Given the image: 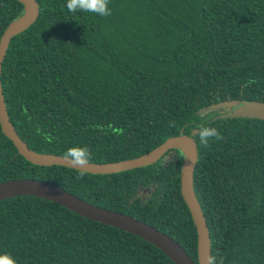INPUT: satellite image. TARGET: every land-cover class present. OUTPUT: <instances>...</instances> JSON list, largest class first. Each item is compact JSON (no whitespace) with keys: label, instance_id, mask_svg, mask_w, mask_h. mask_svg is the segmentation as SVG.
Returning <instances> with one entry per match:
<instances>
[{"label":"trees","instance_id":"16d2710c","mask_svg":"<svg viewBox=\"0 0 264 264\" xmlns=\"http://www.w3.org/2000/svg\"><path fill=\"white\" fill-rule=\"evenodd\" d=\"M37 1L39 16L12 39L1 74L10 120L29 148L63 156L87 146L89 162L111 163L202 125L216 128L223 139L208 147L195 137L194 190L211 255L264 264V120L233 115L264 103V0H110L104 17L72 13L67 0ZM23 13L18 0H0V39ZM222 102L234 105L202 114ZM183 163L173 150L144 168L78 178V170L27 161L0 124V183L56 184L153 225L199 264ZM5 253L16 264H174L136 235L33 196L0 202Z\"/></svg>","mask_w":264,"mask_h":264},{"label":"water","instance_id":"95a60500","mask_svg":"<svg viewBox=\"0 0 264 264\" xmlns=\"http://www.w3.org/2000/svg\"><path fill=\"white\" fill-rule=\"evenodd\" d=\"M18 1L24 5V13L7 26L0 39V124L3 133L14 143L19 154L34 165L44 167L62 166L78 171L84 170L86 173L94 175H110L144 168L157 163L170 151L180 150L184 155V163L180 174L181 194L196 226L198 262L199 264H208L209 257H212L211 238L204 212L194 190V172L199 157L198 145L195 140L198 129L192 130L190 135L181 134L170 137L152 151L139 157L111 163L89 162L90 165L85 166L83 169H80L79 166L73 168L61 155L44 154L31 150L20 137L7 111L1 74L3 62L12 39L29 29L36 22L40 6L37 0ZM233 105L231 102H222L212 105L211 108L231 109ZM234 116L264 120V103L254 102L241 106ZM20 196H33L52 201L82 217L136 235L164 252L174 264H196L181 244L153 225L132 216L91 204L51 182L25 178L0 183V202Z\"/></svg>","mask_w":264,"mask_h":264},{"label":"clouds","instance_id":"9594fccd","mask_svg":"<svg viewBox=\"0 0 264 264\" xmlns=\"http://www.w3.org/2000/svg\"><path fill=\"white\" fill-rule=\"evenodd\" d=\"M110 0H67L66 7L72 12H84V13H93L98 16H110L111 10L108 5ZM198 137L200 143L204 147L209 146V142L213 139L219 141L223 139L222 134L213 127L200 126L198 129ZM48 142H51V137H45ZM65 161L73 168L79 166L80 169H83L85 166L90 165L89 161L91 159V152L87 146H74L64 152L63 157ZM80 171V177L83 178L84 170ZM0 264H16V260L8 253L0 255ZM208 264H224L223 259L217 260L216 257H209Z\"/></svg>","mask_w":264,"mask_h":264},{"label":"rangeland","instance_id":"374dc122","mask_svg":"<svg viewBox=\"0 0 264 264\" xmlns=\"http://www.w3.org/2000/svg\"><path fill=\"white\" fill-rule=\"evenodd\" d=\"M212 110H214V111H216V110H219V109H213V108H209V109H207V110H205L202 114L203 115H205V114H207L208 112H210V111H212ZM230 109H227V111H229ZM219 111H221V109L219 110ZM227 111H224L223 112V114H225ZM235 114H237V111L233 114V115H235ZM152 194V193H151Z\"/></svg>","mask_w":264,"mask_h":264},{"label":"flooded vegetation","instance_id":"af4514ba","mask_svg":"<svg viewBox=\"0 0 264 264\" xmlns=\"http://www.w3.org/2000/svg\"><path fill=\"white\" fill-rule=\"evenodd\" d=\"M148 191V193H150V191L149 190H147Z\"/></svg>","mask_w":264,"mask_h":264}]
</instances>
